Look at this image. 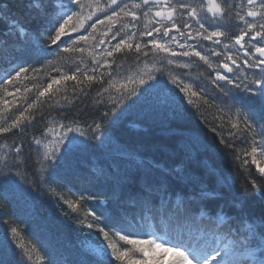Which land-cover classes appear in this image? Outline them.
<instances>
[{
  "label": "snow or ice",
  "instance_id": "snow-or-ice-1",
  "mask_svg": "<svg viewBox=\"0 0 264 264\" xmlns=\"http://www.w3.org/2000/svg\"><path fill=\"white\" fill-rule=\"evenodd\" d=\"M17 9L0 0V208H13L0 219V264L9 255L33 264L34 254L61 264L21 228L38 185L75 213L63 212L90 248L86 264H264V219H241L234 232L218 212L213 233L195 244L172 227L200 211L168 183L186 178L179 168L154 176L138 166L116 183L97 169L76 190L61 174L76 153L111 146L125 113L148 104L198 113L264 200V0H27ZM232 179L221 174L217 184Z\"/></svg>",
  "mask_w": 264,
  "mask_h": 264
},
{
  "label": "trees",
  "instance_id": "trees-1",
  "mask_svg": "<svg viewBox=\"0 0 264 264\" xmlns=\"http://www.w3.org/2000/svg\"><path fill=\"white\" fill-rule=\"evenodd\" d=\"M6 2L19 14L22 9H17V5L27 3V0ZM46 3L50 6L51 0H46ZM20 18L24 20L23 16ZM24 22L30 26V20ZM2 32L3 28L0 27ZM192 74L195 77L197 69L194 68ZM91 111L88 109V112ZM204 111L210 122L219 123L213 121L214 109ZM112 136L111 146L90 147L78 152L62 169L61 174L72 180L73 190L90 187L87 182L89 174L97 169L109 173V179L116 183L122 182L125 175L136 176L138 166L151 171L154 176L160 175L162 169L179 168L186 178L180 181L169 176L168 183L173 191L182 193L191 202L193 209L199 208L200 211L194 212L189 218L173 220L172 227L182 230L190 243L195 244L204 235L213 233L215 224L209 217L215 218L218 212L223 214L221 219L224 216L232 219L234 232L240 226L241 219H254L257 223L264 219V200L255 194L250 184H246L244 170L238 167L239 162L231 154L232 150L219 143V138L210 131L209 125L204 123L198 113L173 115L171 110L144 104L125 113L112 129ZM236 144L240 145V141L237 140ZM153 163L159 164L160 168H153ZM221 174L234 179L230 180L229 185L220 186L217 178ZM127 187L132 191L138 190L136 183L128 184ZM201 188L208 193L215 190L218 195L214 199L201 195ZM63 191L68 194L66 189ZM32 195L33 198L24 205L25 211L20 213V219L25 222L21 225L24 233L29 238L33 234L39 235L48 251L61 264L65 261L68 264H86L87 257L80 244V229L63 214L68 211L74 217L75 213H71L62 203L58 206L55 197L44 193L39 185ZM41 208H46L47 212L37 213ZM10 217H13L12 207L6 205L0 208V219ZM12 222L14 218L10 220ZM6 227L0 223V240L4 239ZM7 260L9 264H14L15 258L9 255ZM33 264H41L36 254Z\"/></svg>",
  "mask_w": 264,
  "mask_h": 264
},
{
  "label": "rangeland",
  "instance_id": "rangeland-1",
  "mask_svg": "<svg viewBox=\"0 0 264 264\" xmlns=\"http://www.w3.org/2000/svg\"><path fill=\"white\" fill-rule=\"evenodd\" d=\"M85 231H87V230H85ZM82 239H84V238L80 236V244H81V240H82ZM82 249H83L85 252H86V251H90V248H86V249H85V248H82Z\"/></svg>",
  "mask_w": 264,
  "mask_h": 264
}]
</instances>
